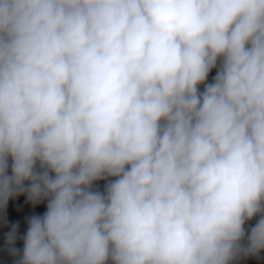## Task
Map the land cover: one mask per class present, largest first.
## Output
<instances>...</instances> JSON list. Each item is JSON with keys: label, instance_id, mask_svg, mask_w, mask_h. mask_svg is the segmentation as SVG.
Instances as JSON below:
<instances>
[{"label": "clouds", "instance_id": "1", "mask_svg": "<svg viewBox=\"0 0 264 264\" xmlns=\"http://www.w3.org/2000/svg\"><path fill=\"white\" fill-rule=\"evenodd\" d=\"M19 195L46 210L14 264L258 257L264 0H0V211Z\"/></svg>", "mask_w": 264, "mask_h": 264}, {"label": "trees", "instance_id": "2", "mask_svg": "<svg viewBox=\"0 0 264 264\" xmlns=\"http://www.w3.org/2000/svg\"><path fill=\"white\" fill-rule=\"evenodd\" d=\"M215 72L216 70L213 69L209 75V81H211L212 77L215 76ZM201 90H203V86H201ZM9 163L11 164V160L9 161ZM9 173H11L10 168H9ZM105 183L106 182L102 180L97 182V185L101 190H103ZM45 210H46V202L33 207V205L27 201L26 195H19L9 200L7 209L0 211V264H14L13 257H11L7 251L6 239H5V234L9 231L10 226L18 222L19 236L22 237L27 230V218L33 214H43ZM5 216L7 219V223L4 222ZM257 219H259V217L254 218L252 221L248 222L245 225L246 231L256 223ZM16 247L22 249L23 247L22 239L17 240ZM253 259H254V263L259 264L264 259V251H262L258 257L255 256ZM234 262L235 264H251L252 260L242 257Z\"/></svg>", "mask_w": 264, "mask_h": 264}, {"label": "rangeland", "instance_id": "3", "mask_svg": "<svg viewBox=\"0 0 264 264\" xmlns=\"http://www.w3.org/2000/svg\"><path fill=\"white\" fill-rule=\"evenodd\" d=\"M255 256H249V257H247L248 259H251V260H253V258H254ZM233 264H235V262H233Z\"/></svg>", "mask_w": 264, "mask_h": 264}]
</instances>
